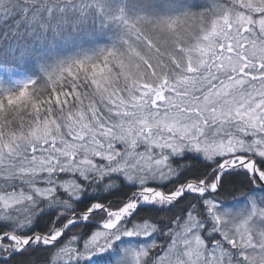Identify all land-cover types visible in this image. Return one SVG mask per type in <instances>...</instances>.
Listing matches in <instances>:
<instances>
[{
    "label": "snow or ice",
    "instance_id": "1",
    "mask_svg": "<svg viewBox=\"0 0 264 264\" xmlns=\"http://www.w3.org/2000/svg\"><path fill=\"white\" fill-rule=\"evenodd\" d=\"M196 7L0 0L15 33L121 26L39 79L0 52V264H264V0Z\"/></svg>",
    "mask_w": 264,
    "mask_h": 264
},
{
    "label": "rangeland",
    "instance_id": "2",
    "mask_svg": "<svg viewBox=\"0 0 264 264\" xmlns=\"http://www.w3.org/2000/svg\"><path fill=\"white\" fill-rule=\"evenodd\" d=\"M143 0H108V6L116 8L124 6L128 10V14H132V5L134 3H142ZM198 6L193 10H199L204 0H193ZM160 11H167L160 8ZM78 17L70 18L68 25L59 35L49 33L46 36H29L24 41L22 36L24 34L18 33V39L6 52L3 51L2 39L6 38L7 18H4L0 23V28L4 26L3 34L0 33V52L7 54L8 52H19L21 48L28 46L33 49L34 54L18 59L15 62L16 75L12 80L27 81L29 79L43 78L45 71H51L59 61L67 60L75 56L79 52L93 53L100 47L111 46L115 38L119 35L121 26L114 21L106 20L103 15L96 12L95 9L90 10L82 19L73 23ZM14 31V30H13ZM23 33V29H21Z\"/></svg>",
    "mask_w": 264,
    "mask_h": 264
},
{
    "label": "trees",
    "instance_id": "3",
    "mask_svg": "<svg viewBox=\"0 0 264 264\" xmlns=\"http://www.w3.org/2000/svg\"><path fill=\"white\" fill-rule=\"evenodd\" d=\"M8 20H6V23L4 24V26H7V34H6V38L2 39V45H3V51L5 50L6 52L8 51V49L10 48L11 44L13 45V43L15 42L16 39H18V33H15L13 31V20L15 19V17L13 18H7ZM4 26L2 28H0V33L3 34L4 31ZM23 40L25 41L27 39V35L24 34L22 36Z\"/></svg>",
    "mask_w": 264,
    "mask_h": 264
}]
</instances>
